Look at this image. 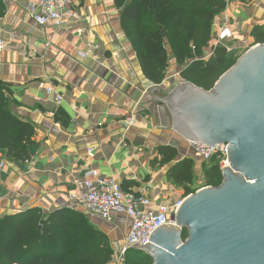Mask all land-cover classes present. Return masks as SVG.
<instances>
[{
	"label": "crops",
	"instance_id": "crops-1",
	"mask_svg": "<svg viewBox=\"0 0 264 264\" xmlns=\"http://www.w3.org/2000/svg\"><path fill=\"white\" fill-rule=\"evenodd\" d=\"M34 1L3 0L0 79L11 91L10 111L30 122L35 134L28 160L6 158L0 149L5 160L0 216L34 207L45 213L72 208L108 236L117 255L131 219L125 214L112 221L90 218L71 199L79 192L77 181L95 169L118 180L125 191L174 206L186 196L171 179V168L190 157L194 166L189 186L196 191L207 186L203 165L208 162L195 156L188 141L173 131L161 101L175 88L169 83L175 76L166 75L161 83L147 79L114 0H79L78 17L61 25L37 24L27 11ZM260 26L264 27V0H229L213 22L204 51L210 53L216 37L228 28L232 37L224 43L227 55L238 59L257 44L252 31ZM174 61L171 57L170 65ZM57 95L62 96L60 103ZM169 146L177 157L165 162L162 149ZM110 264H116L114 258Z\"/></svg>",
	"mask_w": 264,
	"mask_h": 264
},
{
	"label": "trees",
	"instance_id": "trees-1",
	"mask_svg": "<svg viewBox=\"0 0 264 264\" xmlns=\"http://www.w3.org/2000/svg\"><path fill=\"white\" fill-rule=\"evenodd\" d=\"M121 9V26L131 41L143 74L161 83L171 57L179 64L182 80L207 90L235 62L223 45L215 46L210 58H202L212 36L213 22L229 0H114ZM243 1V0H242ZM5 4L0 0V17ZM257 43H264V27L252 31ZM11 91L0 79V149L5 157L25 161L31 157L35 127L14 115L10 109ZM164 161L171 162L177 151L162 149ZM194 162L185 157L169 175L184 188L185 196L194 193ZM206 185L221 184L222 170L214 157L204 163ZM187 237L184 231L183 238ZM115 250L108 236L86 214L72 208H57L48 213L34 207L0 216V264H110ZM123 264H152V259L136 248L126 251Z\"/></svg>",
	"mask_w": 264,
	"mask_h": 264
},
{
	"label": "water",
	"instance_id": "water-1",
	"mask_svg": "<svg viewBox=\"0 0 264 264\" xmlns=\"http://www.w3.org/2000/svg\"><path fill=\"white\" fill-rule=\"evenodd\" d=\"M161 102L173 131L188 142L228 144V164L220 185L187 195L172 223L136 249L152 264H264V43L211 89L184 80Z\"/></svg>",
	"mask_w": 264,
	"mask_h": 264
},
{
	"label": "built area",
	"instance_id": "built-area-1",
	"mask_svg": "<svg viewBox=\"0 0 264 264\" xmlns=\"http://www.w3.org/2000/svg\"><path fill=\"white\" fill-rule=\"evenodd\" d=\"M77 1L79 0H36L28 4L27 11L39 25L49 22L61 25L66 19L78 17L75 8ZM231 37V31L224 28L216 37L211 55L214 47L218 45H223L228 50L224 43ZM3 46L4 42L0 38V47ZM46 91L50 93L52 89L46 88ZM56 101L60 103L62 96L57 95ZM133 121V118L129 120L130 123ZM188 143L194 155L202 161L209 162L217 157L221 169L228 164V144ZM92 150L88 149L89 155H92ZM4 168L5 160L0 157V172ZM77 185L79 192L72 194L71 199L80 203L90 218L112 221L117 214H125L131 219V226L124 242L116 248L118 264H123L126 251L149 243L150 235L156 228L171 224V213L180 204V202L174 206L166 203L154 204L145 194L125 191L118 180L104 176L95 169L89 170L82 180L77 181Z\"/></svg>",
	"mask_w": 264,
	"mask_h": 264
},
{
	"label": "rangeland",
	"instance_id": "rangeland-1",
	"mask_svg": "<svg viewBox=\"0 0 264 264\" xmlns=\"http://www.w3.org/2000/svg\"><path fill=\"white\" fill-rule=\"evenodd\" d=\"M207 51H209V50H207ZM212 52V51H211ZM211 52L210 53H205V51H204V54H203V56H202V58H204V59H208V58H210L212 55H211ZM237 60V59H236ZM187 64V62L185 63V64H179V63H177V62H173L172 63V65H170L169 66V68H168V70H167V73H166V75H168L169 77L170 76H175V78H171V79H169V83H171L174 87H176L180 82H182V81H184V80H182L181 79V77H180V74L178 75L177 73H178V71L180 72L181 71V69L185 66ZM177 76H176V75ZM168 77V78H169ZM114 260L116 261V264H118V260H119V257L115 254L114 255Z\"/></svg>",
	"mask_w": 264,
	"mask_h": 264
}]
</instances>
